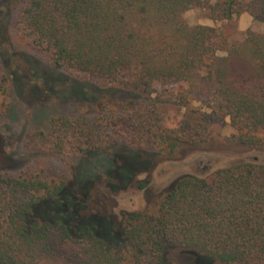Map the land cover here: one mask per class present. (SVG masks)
<instances>
[{
  "label": "trees",
  "instance_id": "16d2710c",
  "mask_svg": "<svg viewBox=\"0 0 264 264\" xmlns=\"http://www.w3.org/2000/svg\"><path fill=\"white\" fill-rule=\"evenodd\" d=\"M209 2L22 0L5 28L51 71L95 78L130 97L124 106L100 108L98 126L49 120L88 139L81 152L104 155L102 175L126 183L129 170L112 160L120 140L131 147L148 142L162 158L175 159L227 120L233 134L224 143L260 145L264 34L246 30L227 42L217 29L188 25L182 14L207 6L214 23L246 14L264 24V0ZM0 97H9L1 62ZM11 111L5 104L0 118ZM35 133L27 132L26 147ZM88 180L80 175L71 191L62 178L0 171V264H170L172 250L187 264H264V160L181 176L153 211L124 215L116 231L107 218L81 214Z\"/></svg>",
  "mask_w": 264,
  "mask_h": 264
},
{
  "label": "rangeland",
  "instance_id": "374dc122",
  "mask_svg": "<svg viewBox=\"0 0 264 264\" xmlns=\"http://www.w3.org/2000/svg\"><path fill=\"white\" fill-rule=\"evenodd\" d=\"M21 1L9 0L5 4L0 0V62L9 84V97L6 100L0 97V110L5 104L12 108L9 116L0 118V171L40 172L47 180L62 178L71 191L77 189L72 185L74 180L86 175L88 199L81 214L107 218L116 231L124 215L153 211L161 194L181 176H201L239 161L264 160V133L257 135L260 145L256 148L228 145L223 139L233 134V130L225 120L224 125L213 127L212 135L203 145L185 148L175 159L162 158L148 142L131 147L127 140H120L112 160L117 167H126L131 177L126 183H120L114 175L108 180L102 175L104 155L84 154L81 149L87 147L88 139L83 136L76 139V132L51 126L49 120L63 118L98 126L100 108L124 106L130 97L105 89L95 78L73 71L56 73L37 62L31 51L16 39L12 29L5 28L6 19L15 14ZM213 2L210 0L209 5ZM240 15L214 23L207 19V6H202L186 11L182 19L188 25L219 30L227 42L241 39L246 30L264 34V24L248 15L247 22H238ZM191 105L198 103L192 101ZM162 109L168 115L173 113L172 106ZM29 131L36 133L26 147L24 141ZM178 252L169 251L167 261L187 264ZM122 264L132 263L126 259Z\"/></svg>",
  "mask_w": 264,
  "mask_h": 264
},
{
  "label": "crops",
  "instance_id": "0c3cea01",
  "mask_svg": "<svg viewBox=\"0 0 264 264\" xmlns=\"http://www.w3.org/2000/svg\"><path fill=\"white\" fill-rule=\"evenodd\" d=\"M250 18V17H249ZM248 16L246 15V14H242V15H240V17H239V19H238V22H239V20L240 21H242V23H245V22H247L248 21Z\"/></svg>",
  "mask_w": 264,
  "mask_h": 264
}]
</instances>
